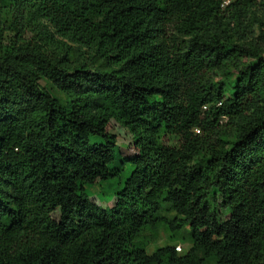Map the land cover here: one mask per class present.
I'll use <instances>...</instances> for the list:
<instances>
[{
    "label": "trees",
    "instance_id": "trees-1",
    "mask_svg": "<svg viewBox=\"0 0 264 264\" xmlns=\"http://www.w3.org/2000/svg\"><path fill=\"white\" fill-rule=\"evenodd\" d=\"M253 8L264 0H0V264H264ZM125 167L112 205L94 203L85 186ZM161 233L171 244L148 253Z\"/></svg>",
    "mask_w": 264,
    "mask_h": 264
},
{
    "label": "rangeland",
    "instance_id": "rangeland-1",
    "mask_svg": "<svg viewBox=\"0 0 264 264\" xmlns=\"http://www.w3.org/2000/svg\"><path fill=\"white\" fill-rule=\"evenodd\" d=\"M5 15H6L5 20L8 21L11 16L9 14H5ZM248 19L251 22L253 21L252 27L254 29V36L255 37L259 36L261 45L264 48V13L263 11L261 9L258 10L256 8H253L251 12L249 13ZM24 26L26 30L25 38L26 39H30L32 37L35 38L37 24L30 21L24 24ZM53 38L57 39L56 35L53 36ZM108 131L116 135L118 144L122 147L123 153H128L129 155L133 153V149L131 145L132 137L124 127L116 123L114 120H111L109 123ZM167 141L169 144H172V145L177 144V139L175 137H170L167 139ZM127 172H128V167H125V171L118 178H114V179L106 180V181H98L93 184L86 185L85 186L86 193L88 194L89 198H91V200L94 203H96L98 206L102 208L111 206L114 201V194L116 191H118L121 188V185L123 182V176L127 174ZM170 242L171 241L169 240V238L166 235L161 233L155 240L150 242V244L148 245L147 251L148 253H151L158 247L171 244ZM172 244H174L175 249L176 247L179 248V251L176 249L179 253H182L184 250H187V248L189 247L188 242L175 241Z\"/></svg>",
    "mask_w": 264,
    "mask_h": 264
},
{
    "label": "built area",
    "instance_id": "built-area-1",
    "mask_svg": "<svg viewBox=\"0 0 264 264\" xmlns=\"http://www.w3.org/2000/svg\"><path fill=\"white\" fill-rule=\"evenodd\" d=\"M176 249L179 251V248L176 247Z\"/></svg>",
    "mask_w": 264,
    "mask_h": 264
}]
</instances>
